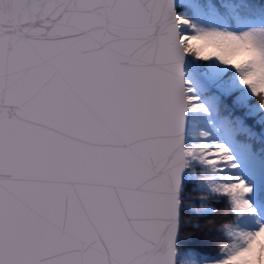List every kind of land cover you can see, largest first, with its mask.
<instances>
[{
	"label": "snow or ice",
	"instance_id": "obj_1",
	"mask_svg": "<svg viewBox=\"0 0 264 264\" xmlns=\"http://www.w3.org/2000/svg\"><path fill=\"white\" fill-rule=\"evenodd\" d=\"M0 264H264V0H0Z\"/></svg>",
	"mask_w": 264,
	"mask_h": 264
},
{
	"label": "trees",
	"instance_id": "obj_2",
	"mask_svg": "<svg viewBox=\"0 0 264 264\" xmlns=\"http://www.w3.org/2000/svg\"><path fill=\"white\" fill-rule=\"evenodd\" d=\"M209 201H215L216 198L209 197ZM211 207L217 208L214 214L201 217H191L194 223H199L200 227L194 228L191 225L186 226L183 236L186 238V245L197 252L215 255L219 251V246L226 242L221 232L217 231L221 227L223 221H231L232 216L225 210V203L221 199L220 202H211Z\"/></svg>",
	"mask_w": 264,
	"mask_h": 264
},
{
	"label": "rangeland",
	"instance_id": "obj_3",
	"mask_svg": "<svg viewBox=\"0 0 264 264\" xmlns=\"http://www.w3.org/2000/svg\"><path fill=\"white\" fill-rule=\"evenodd\" d=\"M208 206L211 207V204H209Z\"/></svg>",
	"mask_w": 264,
	"mask_h": 264
}]
</instances>
